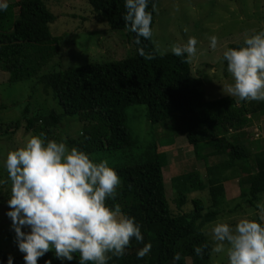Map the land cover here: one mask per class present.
I'll return each mask as SVG.
<instances>
[{"label": "trees", "instance_id": "trees-1", "mask_svg": "<svg viewBox=\"0 0 264 264\" xmlns=\"http://www.w3.org/2000/svg\"><path fill=\"white\" fill-rule=\"evenodd\" d=\"M87 1L100 22H107L115 30L126 29L123 0ZM160 1L149 0L152 30ZM56 18L44 0H14L0 11V71L9 74L10 83L35 78L43 94H52L59 106L56 109L45 104L31 112L29 103L20 119L7 124V131L22 128L32 135L43 133L45 140H63L90 156L121 154L123 162L112 166L121 183L115 197L106 203L119 204L124 213L134 217L141 225L144 240L136 242L133 238L125 254L112 256L108 264H173L176 252L180 260L175 264H188V259L191 264H213V241L204 228L239 212L238 207L227 208L226 182L237 178L241 197L255 207L264 194L263 144L254 140L258 147L253 153L246 144V130L264 111V101L231 96L208 99L192 84L190 56L162 54L153 35L141 38L137 45L130 31L134 52L126 58L42 72L59 51L61 37L51 31ZM241 45L238 42L229 47ZM138 47L153 58L140 56ZM133 105H145L148 120L163 124L174 137L184 135L195 159L205 164V180L198 170L171 179L178 210L192 196L193 210L189 213L174 214L171 210L164 177L169 162H164L165 152L156 143L140 144L131 132L127 111ZM72 122L79 125L78 136L66 131L67 137H60V128L73 126ZM2 194L0 187V204ZM260 218L252 216L257 222ZM144 242H150L152 248L145 257L137 258L136 252ZM196 246L203 247L199 256L194 252ZM78 258L76 253L72 261H61L49 251L38 258L37 264L49 259L52 264H78ZM14 262L24 264L23 254Z\"/></svg>", "mask_w": 264, "mask_h": 264}, {"label": "clouds", "instance_id": "clouds-1", "mask_svg": "<svg viewBox=\"0 0 264 264\" xmlns=\"http://www.w3.org/2000/svg\"><path fill=\"white\" fill-rule=\"evenodd\" d=\"M8 3L0 0V11L6 10ZM123 3L124 26L135 34L139 45L141 38L153 35L149 0ZM208 41L211 49L217 47L216 35L209 36ZM196 44V38L189 37L184 44L173 43L170 51L177 57L192 56ZM136 51L146 59L153 58L142 47ZM222 56L232 77L224 92L243 101H264V29L245 35L239 47H226ZM257 119L254 117L253 124ZM43 136L30 135L21 147L9 150L3 161L7 178L0 177V186L10 182L5 215L10 218L24 264H37L49 251L61 261H72L79 253L78 264H108L112 256L125 254L133 238L143 242L139 222L119 204L106 203L115 197L121 183L116 170L106 160L94 162L82 149ZM254 140L260 145L264 141L258 127ZM210 233L214 242L211 251L226 252L227 264H264V217L260 222L242 218L234 226L217 220ZM151 248L150 242H144L137 258L145 257ZM202 251V246L194 247L196 255ZM178 260L180 253L176 252L173 264ZM6 264H13L11 255ZM44 264L52 261L45 260Z\"/></svg>", "mask_w": 264, "mask_h": 264}, {"label": "rangeland", "instance_id": "rangeland-1", "mask_svg": "<svg viewBox=\"0 0 264 264\" xmlns=\"http://www.w3.org/2000/svg\"><path fill=\"white\" fill-rule=\"evenodd\" d=\"M13 1L9 0V3ZM44 1L57 17L51 24V31L61 39L58 54L42 72L110 62L133 54L134 46L129 39V31L115 30L110 28L107 22H100L87 0ZM260 29H264V0H161L153 26V39L161 53H172L170 46L173 43L184 44L189 37H195L197 51L190 56L193 64L192 84L203 90L208 99H219L229 96L224 91L232 82L231 74L226 73L225 61L221 55L223 50L231 44L243 43L245 35ZM211 35L217 36L215 49L209 47L208 37ZM41 87L35 78L10 83L9 74L0 71V177L7 178V172L3 167L7 152L21 147L27 137L32 135L22 128L17 131L12 129L7 131V124L12 120L20 119L29 103H31V112L45 104L47 107L59 108L52 94H43ZM127 113L128 127L139 143L143 145L156 143L159 149L165 152L163 160L169 163L164 167V177L171 210L174 214L189 213L193 210L192 196H188L189 201L178 210L171 179L175 175L198 170L205 180L207 176L205 164L195 159L193 147L187 143L184 135L174 137L163 124L150 122L145 105H133ZM259 115L255 124L246 130L248 136L246 144L252 153L257 151V144L254 142L257 127L261 136H264V111ZM65 127L60 128V137L66 138L67 132L72 135L78 134L79 125ZM90 157L94 162L106 160L111 167L123 162L120 153L110 157H102L101 154ZM0 187L3 193L0 204V264H6L9 255L16 259L23 253L17 249L15 234L10 227V218L5 215L8 210L6 202L10 196V182ZM226 193L229 201L227 208H239V212L221 217L230 222V225L234 226L242 218L253 220L252 216L255 215L264 217V194L261 195L258 207L246 204L241 197L237 178L226 182ZM195 195L199 196L198 193ZM213 223L207 224L204 228L210 238V227ZM212 263L227 264L226 252L213 253ZM188 264H191V259H188Z\"/></svg>", "mask_w": 264, "mask_h": 264}, {"label": "crops", "instance_id": "crops-1", "mask_svg": "<svg viewBox=\"0 0 264 264\" xmlns=\"http://www.w3.org/2000/svg\"><path fill=\"white\" fill-rule=\"evenodd\" d=\"M257 119V118H256ZM262 144H263V148H264V141L262 142Z\"/></svg>", "mask_w": 264, "mask_h": 264}]
</instances>
